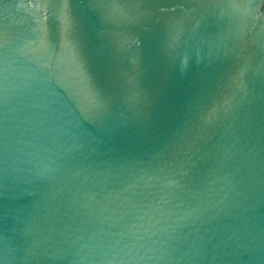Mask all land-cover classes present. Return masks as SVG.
<instances>
[{"label": "water", "instance_id": "obj_1", "mask_svg": "<svg viewBox=\"0 0 264 264\" xmlns=\"http://www.w3.org/2000/svg\"><path fill=\"white\" fill-rule=\"evenodd\" d=\"M0 264H264V0H0Z\"/></svg>", "mask_w": 264, "mask_h": 264}]
</instances>
